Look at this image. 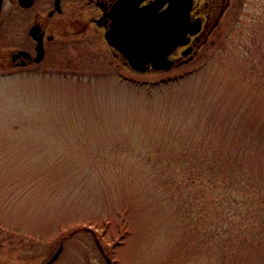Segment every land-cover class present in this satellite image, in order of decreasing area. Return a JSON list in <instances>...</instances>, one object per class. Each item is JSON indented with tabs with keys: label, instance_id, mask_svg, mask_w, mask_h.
<instances>
[{
	"label": "rangeland",
	"instance_id": "obj_1",
	"mask_svg": "<svg viewBox=\"0 0 264 264\" xmlns=\"http://www.w3.org/2000/svg\"><path fill=\"white\" fill-rule=\"evenodd\" d=\"M236 10L167 70H131L102 40L0 70V229L41 261L62 243L55 264H105L95 238L113 264H216L200 234L228 190L214 182L264 178V0Z\"/></svg>",
	"mask_w": 264,
	"mask_h": 264
},
{
	"label": "flooded vegetation",
	"instance_id": "obj_2",
	"mask_svg": "<svg viewBox=\"0 0 264 264\" xmlns=\"http://www.w3.org/2000/svg\"><path fill=\"white\" fill-rule=\"evenodd\" d=\"M138 7L154 4L161 13L173 4L175 10L187 9V24L194 33L186 34L187 42L178 45L168 58L171 67L191 60L201 48L228 24L234 9L243 0H136ZM126 0H0V70L39 65L43 61H70L73 43L104 41L117 62L130 68L128 58L110 45L105 37L110 24L122 14ZM238 3V4H237ZM170 4V5H169ZM236 10V12H237ZM214 38H211L213 37ZM151 67V64H149ZM170 67V68H171ZM153 70L151 68L148 71ZM14 222L4 218L2 222ZM29 228V226L27 227ZM33 229V228H32ZM27 231V230H26ZM23 234L0 229V264H55L50 260L56 249L40 260L38 243ZM107 264L109 254L95 238ZM110 258V257H109ZM50 260V261H49ZM113 264V261L111 262Z\"/></svg>",
	"mask_w": 264,
	"mask_h": 264
},
{
	"label": "trees",
	"instance_id": "obj_3",
	"mask_svg": "<svg viewBox=\"0 0 264 264\" xmlns=\"http://www.w3.org/2000/svg\"><path fill=\"white\" fill-rule=\"evenodd\" d=\"M228 178L225 185L214 182L228 190L218 191L217 221L200 234L212 241L216 264H264V178Z\"/></svg>",
	"mask_w": 264,
	"mask_h": 264
},
{
	"label": "water",
	"instance_id": "obj_4",
	"mask_svg": "<svg viewBox=\"0 0 264 264\" xmlns=\"http://www.w3.org/2000/svg\"><path fill=\"white\" fill-rule=\"evenodd\" d=\"M173 4L156 13L158 8L154 4L138 7V1L126 0L121 11L125 10L128 14L116 17L110 24L105 33L108 43L128 58L134 70L146 71L149 64L156 70L168 69L173 63L168 55L178 45L187 42L188 32L194 33L187 24V9L175 10ZM60 251L61 246L50 260L55 259ZM107 264H110L108 257Z\"/></svg>",
	"mask_w": 264,
	"mask_h": 264
}]
</instances>
